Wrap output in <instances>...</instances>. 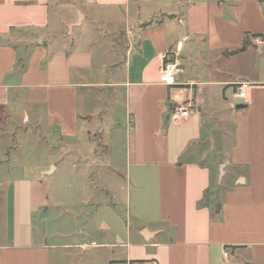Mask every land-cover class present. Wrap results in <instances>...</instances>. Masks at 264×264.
Segmentation results:
<instances>
[{
	"label": "crops",
	"instance_id": "crops-1",
	"mask_svg": "<svg viewBox=\"0 0 264 264\" xmlns=\"http://www.w3.org/2000/svg\"><path fill=\"white\" fill-rule=\"evenodd\" d=\"M179 4L0 0V264H56L75 247L89 264L97 251L103 264H264V0ZM164 60L176 87L161 83ZM175 100L195 103L188 119H172ZM100 131L124 140V196L88 209L91 248L50 244L65 234L52 226L50 235L52 219L78 226L84 215L60 201L49 210L48 176L71 152L34 165L13 164V154L27 138L39 148ZM215 137L224 151L208 162ZM228 172L213 214V180Z\"/></svg>",
	"mask_w": 264,
	"mask_h": 264
},
{
	"label": "rangeland",
	"instance_id": "rangeland-1",
	"mask_svg": "<svg viewBox=\"0 0 264 264\" xmlns=\"http://www.w3.org/2000/svg\"><path fill=\"white\" fill-rule=\"evenodd\" d=\"M179 1V5H176V11L181 9L185 10V4L183 0ZM195 2V1H193ZM174 9V6L171 7ZM77 31L75 30L76 34ZM77 37V34L75 35ZM70 37L66 40L69 41ZM213 90L217 88L213 87ZM233 91L229 90V94L232 95ZM241 102V101H240ZM244 102V101H243ZM120 116V114H118ZM119 136V131H116ZM115 133V134H116ZM94 140L86 139L83 134L80 135L79 141H66L65 144L59 143L56 138L49 139L48 145H40V147H35L33 145V140L27 141L22 144V148L18 153L13 154L12 163L18 161L20 163L31 164H42L46 161L55 160L58 157L59 152L63 147L69 148L71 154L69 157L64 159L62 164L59 166L58 170L48 176L49 186L51 187V192H49V210L50 207L56 201H60L64 207L61 209L64 211H71L76 213V216H82L78 221V226L76 222L70 223L67 221V217L62 218L63 223L58 225V222L50 221L49 228L52 233V226L59 227L58 233L61 234L63 239L57 237H50L49 243L53 245H89L91 248V242L93 237H91V232L85 231V228L89 227L86 225V220L91 207L95 203L109 202L111 197L113 201H120V194L124 196L123 192H119V186L123 184V177L125 175L124 165H125V145L124 140H107V131H100L92 137ZM19 141V139H18ZM227 141V140H225ZM223 140H211L207 145H211L212 153L207 154L208 162L213 158V153L216 150H223L222 146ZM21 144V143H20ZM210 149V147H209ZM35 150V151H34ZM12 154V153H11ZM76 154V155H75ZM56 161V160H55ZM74 165V166H73ZM243 174L248 176V170L246 168H240ZM216 177V170L213 169V178ZM229 172L227 176L221 181L213 180L212 191L209 199V206L211 212L215 214L218 210V205L213 204V196H217L218 193L222 192L224 188L229 184ZM57 190L55 191V189ZM106 192L108 195L101 193L100 191ZM216 190V191H215ZM115 199V200H114ZM85 204V205H84ZM90 209V210H88ZM116 216L122 217L125 220L124 207H118L116 209ZM52 218V217H51ZM50 218V219H51ZM79 219V218H78ZM86 222V223H85ZM92 226V225H90ZM78 227L79 230L83 231L82 234H72V231ZM73 235L72 237H70ZM92 250V249H91ZM61 257L59 258L58 264H89V253L88 251H82L78 248H74L69 251H59ZM101 253H95L96 264H103L101 259ZM56 263V264H57Z\"/></svg>",
	"mask_w": 264,
	"mask_h": 264
},
{
	"label": "built area",
	"instance_id": "built-area-1",
	"mask_svg": "<svg viewBox=\"0 0 264 264\" xmlns=\"http://www.w3.org/2000/svg\"><path fill=\"white\" fill-rule=\"evenodd\" d=\"M255 42L257 44H262V42L259 39H255ZM177 71L176 67L173 62L171 61H163V64L160 69V79L161 83L164 84L167 87H176L177 86ZM248 89V84L246 83H240L235 85V92L234 96L239 100H245L246 98V91ZM195 108V103L192 100H187L184 103H178L175 100L174 106L171 108V116L172 119L180 122L188 119L192 114L193 110ZM129 264H152L149 261H141V262H131Z\"/></svg>",
	"mask_w": 264,
	"mask_h": 264
},
{
	"label": "water",
	"instance_id": "water-1",
	"mask_svg": "<svg viewBox=\"0 0 264 264\" xmlns=\"http://www.w3.org/2000/svg\"><path fill=\"white\" fill-rule=\"evenodd\" d=\"M237 110H239V109H245L246 108V105H244V104H238V105H236V107H235Z\"/></svg>",
	"mask_w": 264,
	"mask_h": 264
},
{
	"label": "trees",
	"instance_id": "trees-1",
	"mask_svg": "<svg viewBox=\"0 0 264 264\" xmlns=\"http://www.w3.org/2000/svg\"><path fill=\"white\" fill-rule=\"evenodd\" d=\"M243 48H241L239 51H241Z\"/></svg>",
	"mask_w": 264,
	"mask_h": 264
}]
</instances>
